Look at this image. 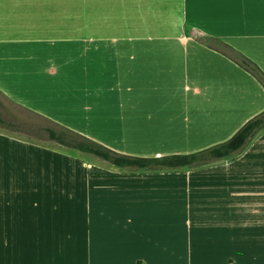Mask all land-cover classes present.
<instances>
[{
    "label": "crops",
    "instance_id": "0c3cea01",
    "mask_svg": "<svg viewBox=\"0 0 264 264\" xmlns=\"http://www.w3.org/2000/svg\"><path fill=\"white\" fill-rule=\"evenodd\" d=\"M170 13V30L118 38L0 37V94L117 153L111 142L144 158L223 144L264 113V86L200 38L264 72V0H172ZM65 152L0 128V264H264V131L233 161L154 184Z\"/></svg>",
    "mask_w": 264,
    "mask_h": 264
},
{
    "label": "rangeland",
    "instance_id": "374dc122",
    "mask_svg": "<svg viewBox=\"0 0 264 264\" xmlns=\"http://www.w3.org/2000/svg\"><path fill=\"white\" fill-rule=\"evenodd\" d=\"M171 3L172 0H0V33H2L0 37L8 39H12L11 36L16 38L25 37L27 33L25 32L23 34V32L26 28L31 29L29 32L34 33V35H37V31H40V29H44V31L66 33V35L79 32L83 35L94 33L97 36H112L116 38L121 37L124 32L136 33L140 30L145 32L170 30L171 24L173 23V20L170 18ZM161 4L162 6L159 8L155 7ZM160 8L168 15V17L164 18V23L161 22V18L156 17V11ZM200 41L223 53L233 61L242 60L238 53L226 48L219 41L207 38H200ZM0 99L4 104L0 106V115L9 122L21 126L25 131L36 130L42 127L64 128L24 106L13 102L2 94H0ZM3 130L9 132L5 129ZM13 134L25 140L58 148L62 152L66 151L65 153L68 155L73 154V156L81 159L88 167L96 168L100 175H113L117 179L129 181L131 184L139 181L154 184L163 181L162 179L167 177L184 176L188 171L195 168L215 166L217 163L220 164V162H214L205 166H195L190 169L178 170L156 169L141 171L120 169L95 156L69 150L48 139L41 140L38 137H32L24 133ZM110 144L115 148L127 149L120 151L119 153L121 154L134 156H149L155 154L144 148H140V146H120L117 145L118 143L112 142ZM235 158L233 157L229 161H233ZM109 191V189H105L106 195H110ZM114 197L115 214L117 216H124L129 212L123 209L127 198L121 193H115ZM172 198L173 200L176 199V195L173 193ZM173 203L177 205V212L181 216L186 211L184 200H174ZM152 219L154 222H147L148 226L157 223L156 218L152 217ZM179 221L180 223H178L181 225L183 223V220L181 222V217ZM138 223V220H133L132 225H137Z\"/></svg>",
    "mask_w": 264,
    "mask_h": 264
},
{
    "label": "trees",
    "instance_id": "16d2710c",
    "mask_svg": "<svg viewBox=\"0 0 264 264\" xmlns=\"http://www.w3.org/2000/svg\"><path fill=\"white\" fill-rule=\"evenodd\" d=\"M222 44L231 51L238 53L229 45ZM238 54L242 60L235 62L256 77L264 86V72L260 67L244 55ZM3 105L0 99V106ZM0 128L12 133H24L32 137H38L41 140L48 139L69 150H76L83 154L95 156L120 169L141 171L156 169L178 170L190 169L195 166H205L210 163L229 160L238 155L245 150L256 135L264 131V113L247 123L233 138L223 144L198 153L173 155L163 158L122 155L65 128L42 127L36 130L25 131L21 126L9 122L2 115H0Z\"/></svg>",
    "mask_w": 264,
    "mask_h": 264
}]
</instances>
